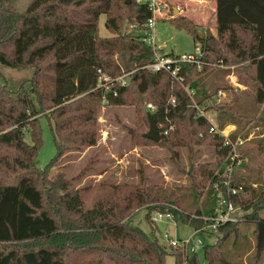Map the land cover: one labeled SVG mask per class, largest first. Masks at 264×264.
<instances>
[{
  "label": "trees",
  "instance_id": "trees-1",
  "mask_svg": "<svg viewBox=\"0 0 264 264\" xmlns=\"http://www.w3.org/2000/svg\"><path fill=\"white\" fill-rule=\"evenodd\" d=\"M9 1L0 0V63L16 69L31 67L33 75L27 88L22 85L17 89H11L0 75V148L15 154L12 159L0 156V170L24 172L14 183H0V264H166L170 254L176 257V264H199L198 251L170 247L175 251L169 252L157 237L134 225L132 218L145 209L146 219L155 225L151 214L160 211L199 228L206 222L194 215L212 214L217 193L222 190L227 194L222 181L232 147L219 132L210 130V120L199 114L185 87L194 89V99L203 109L213 110L220 128L237 122L240 115L234 106L220 107L210 101V91L216 85L206 88L203 82L210 68L230 73L231 69L216 65L231 67L228 55L232 54L243 64L246 83L250 80L254 84L256 101L264 104V0H216V37L206 34L200 38L185 16L171 18L178 27L194 32V39L201 41L205 52L201 68L197 63L182 64V82L167 71L146 67L154 51L142 40L141 31L130 38L121 35L124 20L142 27L147 22L151 12L144 1L34 0L25 11L17 10ZM122 8L128 10L126 18L120 14ZM102 14L106 15L107 29L117 36L100 38L95 33L93 37ZM88 29L92 31L85 33ZM89 35L92 46L72 48ZM212 42L217 45L208 46ZM216 47L222 53H217ZM79 59L95 69V76L88 82L81 78L76 84L74 78L71 80L73 75L64 71ZM99 68L111 78L132 73L126 85L116 83L108 90L97 86ZM62 84H70L73 92L61 95ZM148 94L151 97L144 117L149 128V103L156 106L152 114L157 124L175 125L169 134L161 133V141L171 137V146L208 144L214 148L211 167L209 163L191 164L196 177L188 189L110 180L77 186L74 180H65L62 172L50 176L59 158L69 151L66 143L97 145L98 113L104 101L121 105L127 97L144 101ZM48 109L51 112L43 116L50 121L57 155L41 168L37 164L43 144L40 114ZM27 133L32 143L27 142ZM258 134L259 139L249 141L248 132L237 126L230 134L232 141L239 137L245 140L238 146L243 163L235 167L231 182L243 186L231 197L242 220L209 232L217 237L214 243L204 238L202 249L209 264L264 261V216L260 214L264 211V124ZM248 142L251 144L247 146ZM198 151L193 150L195 155ZM254 160L258 162L253 168L255 178L238 177L237 170H249L248 162ZM204 194L213 196L211 207L201 199ZM243 225L246 233L252 229V240L250 233L243 234Z\"/></svg>",
  "mask_w": 264,
  "mask_h": 264
},
{
  "label": "rangeland",
  "instance_id": "rangeland-1",
  "mask_svg": "<svg viewBox=\"0 0 264 264\" xmlns=\"http://www.w3.org/2000/svg\"><path fill=\"white\" fill-rule=\"evenodd\" d=\"M33 1L10 0L9 5H13L19 11H25ZM201 1L169 0L167 15L163 19L158 20L155 27L157 47L161 48L160 51L162 53L174 52L176 55H182L195 52L197 46L201 47V41L194 39V32L188 31L185 27H178L175 20L171 19L173 17L185 16L191 20L193 28H196L198 32H207L209 29L216 37L214 13L212 11L214 0ZM127 11V9L122 8L120 14H124V18H126ZM135 25L127 19L124 20L121 35L130 38V35L143 30L144 25L143 27ZM91 31L88 29L85 33ZM92 32L93 37L95 33L100 38H113L117 36V34L107 29L105 14H102L99 18L97 31ZM78 37H82V35L80 34ZM93 43L92 35H89L82 41L75 42L74 44L77 45L72 48L90 47ZM213 44L216 43L212 42L208 46L213 47ZM220 47L224 48L222 45ZM215 49L217 50V47ZM217 53L222 52L217 50ZM88 55L91 56L90 53ZM60 56L63 55L60 54ZM228 58L232 65L230 73L233 72L236 77L234 80L238 81V85H235L232 81L230 83V80L228 81L230 76L228 72L210 68L203 79L204 87L208 88L213 84L216 85L214 90L210 91L213 93L210 101L218 102L220 107L234 106L240 117L235 123L231 121V125L233 124L235 128L237 126L246 130L249 134V141L252 139L254 141L261 136L258 132L261 130L262 124H264V104H259L256 101L255 88L252 81L249 80L246 83L247 77L242 72L243 64L232 54H229ZM87 63L80 59L76 60L73 65L66 68L64 74L68 76L71 73L73 75L71 80L74 78L73 82L76 84H78L81 78H84V80L86 78L85 82H88L95 76V69L87 65ZM46 64L47 62L44 65ZM0 75L2 81L4 80L11 89H17L22 85L27 88L29 85L28 80L33 75V68L25 66L16 69L0 63ZM98 76L99 74L97 75V79ZM70 84H62L60 86L61 95H70L68 93L69 90L73 92ZM221 87L224 91L223 95L218 94V90ZM150 97V94L146 95L143 98L144 101L141 97L139 99L127 97L126 103L121 105L109 104L107 101H104L98 113L97 145L87 147L78 142L66 143L64 146L69 147V151L59 158L58 165L50 170V176L57 177L58 173L62 172L65 175V180H74L72 182L77 186L96 183L100 180H110L114 183L129 182L131 184L143 181V183L151 187L159 186L170 190L177 189L178 187L188 189L192 180H195L196 177L191 171V164L193 162L195 164L209 163V167H211L215 162L214 148L208 144L192 145L193 147L187 145L171 146L170 144L173 141L171 137L160 143H155L143 137V134L149 131L144 113ZM67 98L69 97H62V99ZM50 112L51 110L48 109L40 114V116L42 115L40 117V125L42 128L43 144L37 158V164L41 168H46L57 155V147L51 132L50 121L46 116H43ZM207 112L211 117L215 118V113L212 109L209 108ZM243 114L247 116H243ZM230 129L231 127L228 126L227 131ZM26 140L28 143H32L29 133L26 134ZM250 144L248 142L247 146ZM192 149H198L199 151L195 155ZM14 155L12 150L0 148V156H8L12 159ZM248 164L251 166L249 170L244 167L237 170L238 177L255 178V169L253 170V168L258 165V162L254 160L248 162ZM22 173L24 172L12 173L8 170H0V183H14ZM201 199H205L207 207L212 206L213 196L204 194ZM146 212L145 209L137 212L132 218L133 224L138 225L149 236L157 237L161 245L169 252L175 251V249L170 248L166 234L168 237L185 240L194 232V228L186 224L181 217L163 216L155 223L156 226L152 225L146 219ZM260 214L264 216V211L260 212ZM246 228L245 225L240 227L243 234L246 233L244 232ZM247 233L251 234L250 238L252 240V229L247 230ZM202 237L210 244L217 240L216 236L208 232L203 233L201 236L196 235L194 239ZM203 251L202 248L198 251L199 264H209L204 257ZM88 257L94 259L96 255H88ZM166 264H176V257L173 254L168 255Z\"/></svg>",
  "mask_w": 264,
  "mask_h": 264
},
{
  "label": "built area",
  "instance_id": "built-area-1",
  "mask_svg": "<svg viewBox=\"0 0 264 264\" xmlns=\"http://www.w3.org/2000/svg\"><path fill=\"white\" fill-rule=\"evenodd\" d=\"M138 1H144L148 4L149 10L151 12V16L148 18L147 22L144 24V28L141 31L142 34V40L146 42L147 44L152 46V49L154 51V56L152 61L146 66L147 68L151 69L152 71H160L164 70L167 71L173 78L183 81V77L180 76V71L183 63L186 62H191V63H197L199 68L202 67L204 64L203 61V56L205 55V52L202 50L201 47L197 46L196 51L193 53H186L182 55H171L168 53H162L160 51L161 48L157 47L156 43V23L159 19L164 18L167 14L166 12L168 11L169 8V0H138ZM222 67L225 69H232V67L224 66V64L220 63L216 65V67ZM97 73L99 74L98 76V87H106L108 90L112 89V86H114L116 83L120 85H126L129 82L130 74L129 73H124L116 78H111L108 75H105L102 72V69H97ZM229 78L228 81L231 83V81L235 84L238 85V81L234 80L236 78L233 74V72L229 73ZM232 83V84H233ZM188 94L192 97L194 104L196 108L199 111V114L202 116H206L210 122H211V131L219 132L222 136L225 137V143L230 144L232 147V155H231V162L225 167V171L223 174V184L227 188V194H225L222 190H220L217 193V199H216V204L214 207V210L212 214L210 215H194L196 217L201 218L204 220L206 223L199 228H194V232L192 235L185 239H179V238H173V237H168L166 234L167 240L169 242V246L172 248H178L181 247L185 250L189 251H199L200 248L203 247L204 244V238H198L194 239V236L196 235H203L205 232H213L216 231L219 226H221L224 223L227 222H239L242 220L240 217V209L234 204L232 201L231 197L232 195L238 194L240 191L243 190V186H235L232 185V176L235 167H238L243 163V158L240 155V151L238 146L243 144L245 140L243 138H238L236 141H232L230 139V134L234 131V129H230L227 131V125H225L223 128H220L216 119L211 117L210 114L202 108V106L196 102L194 99V94L195 91L192 88L185 87ZM224 91L223 89H220L218 91L219 95H223ZM116 95V92H115ZM172 102H175V99L172 100ZM148 110L149 112L153 113L156 109V106L152 103L148 104ZM159 129L162 127L163 131L160 130L161 133L164 134H169L170 132L175 130V125H169L164 126L162 124H158ZM216 188H218V185H216ZM163 216L166 217H174L172 213H163L160 211L153 212L151 214V219L154 222H157L160 218ZM202 232V233H201Z\"/></svg>",
  "mask_w": 264,
  "mask_h": 264
},
{
  "label": "water",
  "instance_id": "water-1",
  "mask_svg": "<svg viewBox=\"0 0 264 264\" xmlns=\"http://www.w3.org/2000/svg\"><path fill=\"white\" fill-rule=\"evenodd\" d=\"M206 34L208 36H211L212 35L211 30L208 29L207 32H197V35L200 38H203L204 35H206ZM148 118L150 121V128H149V131L144 134V137L149 138L155 142H160L162 139V135H161L159 126H158V124H157V122H156V120L153 117V114L151 112L148 113Z\"/></svg>",
  "mask_w": 264,
  "mask_h": 264
},
{
  "label": "crops",
  "instance_id": "crops-1",
  "mask_svg": "<svg viewBox=\"0 0 264 264\" xmlns=\"http://www.w3.org/2000/svg\"><path fill=\"white\" fill-rule=\"evenodd\" d=\"M201 1V0H200ZM202 2V1H201ZM214 2V5H213V8H212V11H213V13H214V23H215V27H216V14H215V12H216V0H214L213 1ZM163 19V18H162ZM159 20H161V19H159ZM174 53V52H173ZM227 126H230L231 127V129H234L235 128V125H231V124H227ZM264 262V261H263Z\"/></svg>",
  "mask_w": 264,
  "mask_h": 264
}]
</instances>
